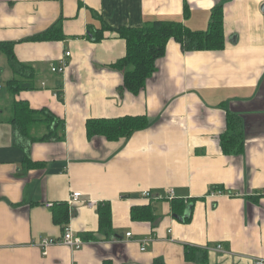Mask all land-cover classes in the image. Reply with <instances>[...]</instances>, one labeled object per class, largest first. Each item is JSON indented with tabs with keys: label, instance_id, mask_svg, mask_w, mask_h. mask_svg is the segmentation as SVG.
Wrapping results in <instances>:
<instances>
[{
	"label": "crops",
	"instance_id": "0c3cea01",
	"mask_svg": "<svg viewBox=\"0 0 264 264\" xmlns=\"http://www.w3.org/2000/svg\"><path fill=\"white\" fill-rule=\"evenodd\" d=\"M216 6L224 9L225 48L184 52L171 40L138 95L118 91L124 76L112 68L126 54L125 40L105 32L95 42L88 34L101 24L95 13L113 28L168 20L206 31ZM58 24L63 40H32ZM0 43L14 44L18 61L34 71L32 89L12 93L7 83L24 78L0 50V264L264 260V0H0ZM66 52L65 73H53ZM20 101L65 123L58 141L39 140L49 132L44 123L32 128L37 140L29 155L41 166L28 168L26 151L15 144L10 120ZM228 115L239 123L241 153L222 148ZM125 116H146L151 123L118 141L88 139L89 119ZM169 189L172 200L164 198ZM145 191L159 198L142 199ZM73 192L82 199L70 205ZM173 200L184 202L187 221L175 215ZM105 203L111 206L110 234L99 225ZM61 204L69 207L67 227L87 245L77 251L54 245L44 256L37 244L61 238L66 227L54 219ZM148 204L155 220L132 221V208Z\"/></svg>",
	"mask_w": 264,
	"mask_h": 264
},
{
	"label": "trees",
	"instance_id": "16d2710c",
	"mask_svg": "<svg viewBox=\"0 0 264 264\" xmlns=\"http://www.w3.org/2000/svg\"><path fill=\"white\" fill-rule=\"evenodd\" d=\"M95 13V12H94ZM188 6L185 7V18L189 17ZM101 24L98 28L91 26L88 30L90 38L99 42L104 39L105 32H115L120 39L126 42V54L113 69L123 73V85L119 92H129L133 95L140 94L146 87L148 80L156 72L157 61L164 58L167 47L171 40L176 41L184 52L189 51H222L225 48L226 39L224 32V9L223 6H216L211 15L209 27L206 31H191L182 22L168 20H154L146 23L140 28H113L108 25L98 14H94ZM62 26L58 24L49 31L34 37L36 41H59L63 40ZM14 44L0 43V50L8 57L10 67L15 75L24 78H15L7 83L12 93L32 89L29 80L33 78L34 71L16 58ZM13 117L10 120L15 130V144L26 151L24 160L28 168L41 166L32 161L29 155V146L37 139L32 137L31 130L37 124L46 125L49 132L39 140L51 137V140L64 138L65 123L47 109L33 110L27 102H15ZM151 120L146 116H125L114 119L92 118L86 122L88 139L103 137L107 141H118L121 138L129 137L133 133L146 129ZM228 129L221 137L222 148L225 153L242 152L243 141L239 123L233 115H228ZM38 140V141H39ZM63 210L60 214L54 212V219L57 223L67 224L70 220V212L67 204L60 205ZM172 209L176 216H183L187 221L191 214L185 215L186 207L181 200H173ZM99 225L101 231L107 234L112 232V215L109 203L101 204L98 210ZM131 219L134 222H152L155 220V211L150 204L136 206L131 210ZM190 251L186 253L189 256Z\"/></svg>",
	"mask_w": 264,
	"mask_h": 264
},
{
	"label": "built area",
	"instance_id": "2783aa9c",
	"mask_svg": "<svg viewBox=\"0 0 264 264\" xmlns=\"http://www.w3.org/2000/svg\"><path fill=\"white\" fill-rule=\"evenodd\" d=\"M70 56H71V52H66L64 57L60 60L59 65H52L51 66V68H50L51 71L53 73H57V74H64L66 67L68 65L67 58H69ZM0 87H1V81H0ZM56 96L59 97L57 94H56ZM212 194L224 195V193L221 191H216V192H213ZM174 197H175L174 191L172 189H169L164 198L172 200ZM141 198L145 199V200H155L156 198H159V196H157L156 194H154L151 191H145L142 193ZM81 199H82V194L80 192H73L70 196L69 204L70 205L78 204L81 202ZM88 204H89V206H92L94 203L89 202ZM49 206L52 207V204H49ZM127 237L131 238L132 233H128ZM149 242L150 241L148 239L140 241L142 252L146 251V246L148 245ZM54 245H65V246L71 248L72 250L77 251V250L82 249L87 244L83 239H81L79 236L74 234V232L72 231V229L70 227H65L63 236L61 238H59V239L43 238L37 244V246L42 250V254L44 256L48 254L49 248L54 246ZM219 248H220V246H219ZM252 264H264V260L256 259V260H253Z\"/></svg>",
	"mask_w": 264,
	"mask_h": 264
}]
</instances>
